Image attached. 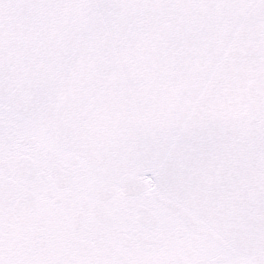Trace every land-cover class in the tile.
Listing matches in <instances>:
<instances>
[{
    "label": "snow or ice",
    "instance_id": "6c2138e0",
    "mask_svg": "<svg viewBox=\"0 0 264 264\" xmlns=\"http://www.w3.org/2000/svg\"><path fill=\"white\" fill-rule=\"evenodd\" d=\"M0 264H264V0H0Z\"/></svg>",
    "mask_w": 264,
    "mask_h": 264
}]
</instances>
